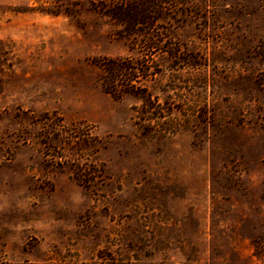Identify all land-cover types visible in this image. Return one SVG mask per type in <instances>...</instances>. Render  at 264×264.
<instances>
[{
    "label": "rangeland",
    "instance_id": "374dc122",
    "mask_svg": "<svg viewBox=\"0 0 264 264\" xmlns=\"http://www.w3.org/2000/svg\"><path fill=\"white\" fill-rule=\"evenodd\" d=\"M162 2L0 0V264H264V0Z\"/></svg>",
    "mask_w": 264,
    "mask_h": 264
},
{
    "label": "trees",
    "instance_id": "16d2710c",
    "mask_svg": "<svg viewBox=\"0 0 264 264\" xmlns=\"http://www.w3.org/2000/svg\"><path fill=\"white\" fill-rule=\"evenodd\" d=\"M105 13L122 23L128 35L140 36L142 43L151 51L154 46L153 31L137 29L136 25L153 22L155 10H159L162 0H106ZM154 18V19H153ZM146 55V54H145ZM101 74L99 82L102 89L113 97L122 93H135V83L144 76V72L129 59L104 58L99 61Z\"/></svg>",
    "mask_w": 264,
    "mask_h": 264
}]
</instances>
